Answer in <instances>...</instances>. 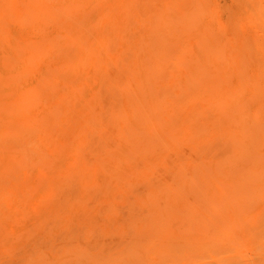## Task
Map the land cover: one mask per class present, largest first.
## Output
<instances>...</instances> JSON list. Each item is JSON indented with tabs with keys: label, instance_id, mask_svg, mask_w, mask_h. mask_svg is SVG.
Returning <instances> with one entry per match:
<instances>
[{
	"label": "rangeland",
	"instance_id": "rangeland-1",
	"mask_svg": "<svg viewBox=\"0 0 264 264\" xmlns=\"http://www.w3.org/2000/svg\"><path fill=\"white\" fill-rule=\"evenodd\" d=\"M0 264H264V0H0Z\"/></svg>",
	"mask_w": 264,
	"mask_h": 264
},
{
	"label": "bare ground",
	"instance_id": "bare-ground-1",
	"mask_svg": "<svg viewBox=\"0 0 264 264\" xmlns=\"http://www.w3.org/2000/svg\"><path fill=\"white\" fill-rule=\"evenodd\" d=\"M98 19H99V18H98ZM207 114H208V113H207ZM203 127H205V126H203ZM154 130H155V129H154ZM154 130H153V131H154ZM153 131H152V132H149L150 134L152 133L149 137L152 138V136H153V137H155V139H156V136L154 135ZM154 132H155V131H154ZM148 135H149V134H148ZM155 139H153V141H154ZM149 141L152 142V139H149ZM146 145H147V144H146ZM151 145H152V144H151Z\"/></svg>",
	"mask_w": 264,
	"mask_h": 264
}]
</instances>
